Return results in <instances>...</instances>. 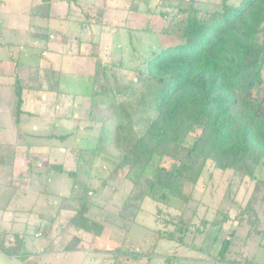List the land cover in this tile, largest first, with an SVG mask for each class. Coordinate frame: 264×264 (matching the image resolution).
I'll use <instances>...</instances> for the list:
<instances>
[{"label":"trees","instance_id":"16d2710c","mask_svg":"<svg viewBox=\"0 0 264 264\" xmlns=\"http://www.w3.org/2000/svg\"><path fill=\"white\" fill-rule=\"evenodd\" d=\"M63 1L77 4L78 0ZM91 1L89 5L95 0ZM106 1L103 6H107ZM166 1L168 7L165 5L164 10L158 12L166 23L158 32L143 31L141 36H134L128 29L127 45L120 48L113 62L107 65L94 59L93 73L89 74L91 92L84 93L83 97L90 99V119L102 122L96 143L90 147L65 149V154L75 153L77 163L74 160L72 167L53 164L51 168L58 172L65 170L74 186L81 171L80 154L84 151L99 154L107 141L106 126L116 120L112 143L121 155L108 157L114 167L126 168L123 178L131 186L123 200V208L128 212L120 214L127 223L124 232L133 225L143 200L149 197L156 203L154 219L159 226L154 232L157 240L199 251L210 229H220L221 224L229 220L227 210L221 212L220 220L215 218L210 222L201 219L197 223L192 221V215L185 216L188 210H196L198 199L193 197V192L204 169L231 171L239 180L248 178L254 185L249 204L237 205L230 224L232 236L220 241L213 264H253L251 258H242L243 253L233 238L236 236L234 228L242 219L249 222L248 235L256 238L262 234L256 229L258 220L252 202L257 204L263 197L260 190L264 191V179L256 176L264 165V0ZM51 4L52 0H40L24 11L31 19L43 21L34 28L27 27L28 40L50 42L51 31L45 21L51 18ZM101 13V9L98 10L97 14ZM89 21L92 23L95 19ZM109 68L132 72L134 80L124 87L128 89L124 95L138 96L136 111H130L128 104L114 97L106 80ZM29 69L33 71L28 84H22L17 77L12 82L16 94L12 108L16 129L23 113L24 89L54 95L64 93L60 89L61 74L50 63L30 65ZM49 72L57 73L54 84L46 82L42 76ZM104 99L108 100V105L101 107ZM93 113H96L95 118ZM198 128L199 132L191 136ZM68 136L57 137L64 141ZM26 167L31 172L32 167ZM80 188L78 195L70 193L80 205L67 211V223L99 236L103 225L89 215L91 204L85 197L88 188L85 184ZM173 200L182 202L186 210L170 211L160 206L172 207ZM201 235L204 239L197 241ZM1 236L0 253L18 259L27 256L22 237L16 244L5 246ZM260 241L259 245L264 247ZM130 248H107L101 252L107 253L112 264L133 261L131 264L145 255L147 259L151 256L138 252L137 248L129 251ZM163 258L164 264H174L179 259L175 252Z\"/></svg>","mask_w":264,"mask_h":264},{"label":"rangeland","instance_id":"374dc122","mask_svg":"<svg viewBox=\"0 0 264 264\" xmlns=\"http://www.w3.org/2000/svg\"><path fill=\"white\" fill-rule=\"evenodd\" d=\"M105 1L95 0V4L89 5L92 4L91 0H78L77 4L54 0L51 4L52 21H45L52 41L46 44L42 39H34L36 46L32 54L27 49L28 54L24 55L26 52L22 51L23 48L16 46L27 41L26 29L29 25L34 28L43 21L40 18L31 19L25 14L24 11L32 5L31 0H0V42L10 43L0 48V55H12L19 62L21 66H15L13 73L18 72L24 81L29 80L33 71L28 64L38 62L46 66L50 63L59 73L62 72V90L65 93L60 92V96L51 94L52 100L46 103L48 112L53 113L52 120L42 117L31 120L32 125H37V130L42 132L40 137L27 136L23 131L28 129L27 126L18 124L19 128L16 129L13 124L12 108L16 100L13 80L0 77V236L3 235L1 238L5 246L16 244L22 237L24 249L28 252L22 259L9 258L0 253V264H112L113 260L101 251L116 247L125 250L129 246V251L137 248L138 252L151 255L148 259L145 255L131 264H164V255L174 252L179 258L174 264H213L220 241L232 236L229 233L232 230L230 224L237 205L244 207L249 204L254 185L248 178L239 180V176L231 171L211 172L208 168L204 169L193 192V197L198 199L196 210H188L185 216L192 215V221L197 223L201 219L210 222L215 218L220 220L221 212L227 210L229 220L222 223L220 229H210L199 251L157 240L154 232L159 226L154 219L156 203L149 197L143 200L133 225L124 232L127 223L120 218V214L128 212L127 208H123V200L131 186L123 178L126 168L114 167L110 158L121 155L112 143L116 120L109 121L106 126L107 141L101 146L99 154L93 155L89 151L80 154L81 171L74 186L65 170L58 172L51 168L53 164L64 163L65 167H72L77 163L75 153L71 151L65 154V149L90 147L96 143L102 122L90 119V99L83 97L84 93L91 92L89 74L93 73L94 59L107 65L113 62L120 48L127 45L128 29L134 36H141L143 31L158 32L166 23L158 13L168 5L166 0H110L108 3L111 5L106 2L107 6H103ZM132 5L136 7L132 8ZM97 9H101L100 15ZM84 14H88V17ZM91 18L95 19L92 23L89 21ZM60 49L61 56L58 53ZM43 50H47L45 56L42 55ZM9 69H12L11 65L5 70L9 72ZM56 74L49 72L42 76L46 82L54 84ZM107 79L114 97L128 104L130 111H136L138 96L124 95L128 90L124 87L134 80L132 72L109 68ZM100 104L106 107L108 100L104 99ZM95 115L93 113V118ZM198 132L199 128L191 136ZM54 133L69 136L62 141ZM26 165L32 167L31 172ZM256 176L264 179V165H261ZM82 184L88 188L85 197L91 204L89 215L99 219L103 225L99 236L67 223V211L80 205L78 200L70 197V193L73 191L74 195H78ZM260 194L263 197L257 204H252L258 220L256 229L262 234L256 238L248 235L250 225L245 219L234 228L236 247L242 251V258H251L253 264H264V247L259 245L260 240L264 243V191L260 190ZM171 204L173 208L160 206L170 211L186 210L182 202L173 200ZM61 208L65 209L63 213L59 211ZM203 239L201 235L197 241ZM123 262L119 264L133 261Z\"/></svg>","mask_w":264,"mask_h":264},{"label":"crops","instance_id":"0c3cea01","mask_svg":"<svg viewBox=\"0 0 264 264\" xmlns=\"http://www.w3.org/2000/svg\"><path fill=\"white\" fill-rule=\"evenodd\" d=\"M40 0H31L32 5L39 3ZM108 1L110 2V0H107L106 2L108 3ZM113 1V0H112ZM54 2V0H52V3ZM106 3V4H107ZM31 4V3H30ZM95 4V3H94ZM113 4V3H112ZM107 5H111V4H107ZM50 21H52V18L49 19ZM1 27V25H0ZM36 40V39H35ZM45 39H42V42L44 43ZM52 41V40H51ZM9 44H3V42H0V48L2 49L4 46L7 47L9 46ZM62 45V44H61ZM59 45V46H61ZM13 46V44L11 45V47ZM36 46V42L33 40L29 41L27 39L26 42H22L19 43L16 47L18 48H23L22 51L26 52L28 49L29 54H32L33 52V48ZM49 51V49H47ZM47 50H43L42 51V55L45 56V53L47 52ZM28 52H26L24 55H27ZM59 56L62 55V50L60 49V51L58 52ZM20 55H18L19 57ZM19 60V58L17 59V61ZM19 62H16L15 59L12 57V55H5V54H1L0 55V77H7L8 79L14 80L15 77L18 78V80L26 85L29 83V80H23L20 76L19 73H13V69L15 68V66H21L20 64H18ZM39 64L34 63V64H28L29 66L32 65H37ZM11 65L12 69H9V72H7L5 69ZM61 74V87L60 89L62 90V72ZM2 81V80H0ZM53 94L51 92L48 91H42V90H29V89H24L23 90V94H22V110L23 113L20 114V125L19 126H27L26 130H23L27 136H35V137H40V135L42 134L41 131H38L37 129V125H32L33 123H31V120L35 117H42V119H51L52 120V115L53 113L50 111L48 112V106L46 103H49L52 99H50V95ZM54 95V94H53ZM61 98H62V94H61ZM42 102L44 104H42ZM42 104V105H41ZM59 109V106H58ZM54 118H56V115L54 116ZM45 121V120H44ZM42 121V122H44ZM39 122V119H38ZM47 123V121H45ZM57 125V124H56ZM31 128V130H30ZM55 134V133H54ZM58 135H62V134H55L54 136L57 137ZM38 139V138H37ZM32 142H29L28 144H31ZM27 144V145H28ZM26 145V144H25ZM27 148V147H26ZM16 152V151H15ZM16 155V153H15ZM19 157V156H18ZM16 157V158H18ZM10 258V257H9ZM18 259V258H17Z\"/></svg>","mask_w":264,"mask_h":264}]
</instances>
